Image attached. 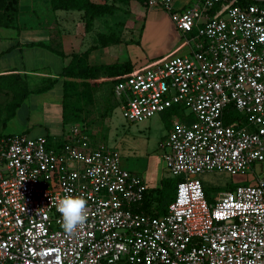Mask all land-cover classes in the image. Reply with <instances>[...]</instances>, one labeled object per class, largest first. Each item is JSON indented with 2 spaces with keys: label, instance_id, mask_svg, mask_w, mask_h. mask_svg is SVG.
<instances>
[{
  "label": "built area",
  "instance_id": "obj_1",
  "mask_svg": "<svg viewBox=\"0 0 264 264\" xmlns=\"http://www.w3.org/2000/svg\"><path fill=\"white\" fill-rule=\"evenodd\" d=\"M173 1L143 4L173 12ZM226 2L192 0L172 13L189 52L113 86L129 122L189 109L192 120L161 145L178 180L166 212L134 210L147 188L142 177L122 166L118 150L93 145L85 122L69 124L59 148L43 135L6 134L0 264H264V177L254 172L264 163V6ZM212 171L252 173L255 181L208 199L201 175ZM65 195L87 200V222L75 234L56 210Z\"/></svg>",
  "mask_w": 264,
  "mask_h": 264
},
{
  "label": "rangeland",
  "instance_id": "obj_2",
  "mask_svg": "<svg viewBox=\"0 0 264 264\" xmlns=\"http://www.w3.org/2000/svg\"><path fill=\"white\" fill-rule=\"evenodd\" d=\"M46 1L21 0L23 13L16 22L14 33L25 27V31L30 34L29 39L49 42L51 40L49 36L58 32L59 34H62L64 30L71 33L72 31L73 33L78 32L75 27L76 22H78V29L81 33L88 32L84 27L83 13L80 14L73 10L52 11ZM108 2L113 4L114 11L111 14L97 17L91 30L89 29L91 33H83L84 35L81 36L82 41L96 47L101 43L98 39L99 32L112 33L118 37V43H109L107 47L96 52L94 58L96 63L130 61L134 70H137L157 62L165 56L188 53L187 51L180 53L172 51L181 40L180 34L176 35L175 33L179 30L175 26L172 13L190 5L192 0H174L173 12L162 8H147L143 3L135 0H109ZM230 3H232L231 0H227L225 5ZM67 13L74 17V24L61 23L59 16ZM30 15L33 17L30 18ZM68 17L70 18V16ZM70 25L71 27H69ZM58 42V40L52 39L51 43L46 44L61 49L62 45H59ZM15 59L19 58L15 57ZM60 60L59 55L49 53L48 49L33 46L26 54L25 67L32 71L27 72L29 88L34 89L48 83L47 73L54 72V67L52 69L51 66H57L56 63ZM80 89L83 90V87ZM85 90L90 96L89 101L83 103L80 119L71 123L87 122L90 131L94 132L91 136L93 145L101 143L118 150L122 166L131 172L140 173L139 175L142 176L147 187H160L161 180L164 178L176 179L167 168L164 150L159 147V142L166 141L170 131L177 126H186L189 123L191 115L188 108L183 105H174L165 111L156 113L149 119L129 122L122 116L113 93V84L103 72L99 73L95 83L87 86ZM4 94L7 95L0 91V133L8 131H12V134L23 133L20 126L26 123L28 112L39 104H34L33 100L36 98H41L44 102L41 111L50 131L57 128L60 132L67 133L69 125L63 127L60 123H56L60 121L61 85H55L54 90L46 95L30 94L27 96L17 109V115L13 122L9 120L5 124L2 119L6 115L5 106L8 101ZM52 98L54 100H50ZM40 109L41 105L39 114ZM55 139L63 141V137H55ZM254 172L256 175L264 177V163H256ZM201 178L204 185L210 189L211 194L224 191L230 186L249 184L255 181V176L252 173L231 175L222 171L207 172L202 174Z\"/></svg>",
  "mask_w": 264,
  "mask_h": 264
},
{
  "label": "trees",
  "instance_id": "obj_3",
  "mask_svg": "<svg viewBox=\"0 0 264 264\" xmlns=\"http://www.w3.org/2000/svg\"><path fill=\"white\" fill-rule=\"evenodd\" d=\"M52 11H80L84 20L85 30H89L95 18L104 14H111L114 11L113 4L109 0H47ZM133 1V0H123ZM143 3V0H135ZM224 1V0H223ZM232 4L241 6L249 4H259L264 6V2L255 0H231ZM219 6V4L217 5ZM217 8V7H216ZM213 10L212 12H214ZM20 13L19 0H0V27H15L17 17ZM98 39L100 45L105 46L109 43H117L118 37L110 34H99ZM27 46H40L54 51L56 54L63 56L64 53L51 48L49 44L44 42H29ZM96 46H91L83 54H72L69 62L63 67L62 71L54 78H48L45 85L30 89L26 74H21L17 70H11L0 74V91L9 94V100L6 103V115L3 119L5 124L12 119L17 108L30 94H41L49 91L53 85L61 80V119L63 125H69L72 121H78L83 108V103L89 101V94L85 89L87 86L95 83L96 77L103 72L112 82L113 86L128 78L134 67L130 61L112 62L108 64L91 65L88 62V54ZM83 87V90L80 89ZM235 116L225 118V122L229 123ZM231 119V120H230ZM192 120L189 119V122ZM85 122V121H79ZM88 124L87 122H85ZM89 127V126H88ZM4 135V134H3ZM3 135H0L3 136ZM47 145L59 148L62 141L52 136L46 135ZM178 180L164 178L161 180L160 187L146 188L144 192V200L141 206L134 210L142 211L152 215H163L166 212L167 205L172 201ZM231 187V186H230ZM205 193L210 199V189L205 186Z\"/></svg>",
  "mask_w": 264,
  "mask_h": 264
},
{
  "label": "crops",
  "instance_id": "obj_4",
  "mask_svg": "<svg viewBox=\"0 0 264 264\" xmlns=\"http://www.w3.org/2000/svg\"><path fill=\"white\" fill-rule=\"evenodd\" d=\"M20 1L21 0H19L20 13H19V15L17 17V20L20 17V15L23 13V7H22ZM78 12L80 14L82 13L80 11H78ZM71 15L72 14H68L67 13V14L59 16V19H60L61 23H67L68 25L70 23L74 24V20H73L74 17H72ZM68 16H70V18ZM32 17H33V15H30V18H32ZM79 17H81V16H79ZM36 18L39 19V17H37V16H36ZM96 19L97 18L94 19L93 23L96 21ZM17 20H16V22H17ZM76 24L78 25V22H76ZM77 25L75 27L77 28L78 32H75V33H73V31H72V33L68 32V31L65 32L66 30H64V32L62 34H59V32H58L56 34H53V35L49 36V38H51V40L49 42L35 41V40H32V39H29L30 38L29 37L30 34H29L28 31H25L26 30L25 27L20 28V30L17 31L16 33H14V29L16 28V25H15L14 28L13 27H11V28L0 27V74H3L5 72L11 71V70H17L21 74L28 75L27 72H32V71H31L30 68L25 67L26 66V54H27V52L30 49L33 48V46H27V43H29V42L51 43V41L53 39V40H58L59 41L58 44L62 45V48L61 49H57L56 47H53V45L50 46V47L54 48V49H57V50H59V51L64 53L63 56L59 55L61 57V60L56 63L57 66H51L52 69L54 67V69H53L54 72L52 71V73L51 72L47 73L49 78H54L56 75H58L62 71L63 67L69 62V60L71 58V55L73 53L81 55L88 48H90V46H91L90 43H85L84 41L81 40V36H83L85 33H91V31L88 30V32H83L84 33L83 34V33H81L79 31V29H78L79 25L78 26ZM92 26H93V24H92ZM92 26H91V28H92ZM69 27H71V25ZM91 28H90V30H91ZM178 32L175 31L176 35L180 34L179 37H180L181 40H180V43H178L172 49V51H174L176 53H180V52H184V51L189 52V49H190L189 48V44L186 42V40H184L185 38H184L183 34L180 33V32L178 33ZM99 33L100 34H102V33L107 34L105 32H99ZM118 42H119V40H118ZM93 45H96V44L93 43ZM108 45L109 44H107L105 46L99 45L95 49L91 50L89 52V54H88V62L91 65L102 64V63H96L94 61V58L96 57V52H98L101 49H104ZM48 51H49V53H52L53 55L54 54L58 55L54 51H52L50 49H48ZM15 57H18L19 59L16 60ZM55 85H59L60 86L61 85V80H58L49 91H47L45 93L38 94V95H46L48 92L53 91ZM4 96H5V99H7V101H8L9 96H7L5 94H4ZM59 98H60L59 99V103H60V111H59V113H60V115H59L60 116V121H58L56 123H58V124L60 123V125H62L64 127V125L62 123V119H61V99H62L61 98V94H60ZM50 100H54V98H52ZM33 102H34V104H38V103L39 104L36 105L34 108H32L28 112V115L26 117L27 118L26 123H23L20 126L21 132H23L24 134H27V135H29L31 137L42 136V135L43 136L49 135V136H52L54 138L55 137L56 138L63 137L64 136V132L63 131L60 132L57 128L54 131H50V129H49L50 127L47 125L48 123L46 122V120L44 118L45 116L42 114V111H41L42 110V106L44 104L43 100H41V98L40 99L36 98V99L33 100ZM40 105H41V109H40V114H39ZM16 115H17V110H16V113H15L14 117L12 119H10V121L13 122V120L16 117ZM4 117H3V119H4ZM11 132L12 131L3 132V133H0V135L12 134ZM16 132H18V131H16ZM163 142L164 141H160L159 142V147L162 148V149H163V147L161 145H162ZM138 174H140V173H138ZM142 180H143V178H142ZM143 182H144V180H143ZM147 188H150V187H147ZM152 188H157V187H152Z\"/></svg>",
  "mask_w": 264,
  "mask_h": 264
},
{
  "label": "clouds",
  "instance_id": "obj_5",
  "mask_svg": "<svg viewBox=\"0 0 264 264\" xmlns=\"http://www.w3.org/2000/svg\"><path fill=\"white\" fill-rule=\"evenodd\" d=\"M61 217V226L68 234H75L77 228L87 222V200L80 196L65 195L56 205Z\"/></svg>",
  "mask_w": 264,
  "mask_h": 264
},
{
  "label": "water",
  "instance_id": "obj_6",
  "mask_svg": "<svg viewBox=\"0 0 264 264\" xmlns=\"http://www.w3.org/2000/svg\"><path fill=\"white\" fill-rule=\"evenodd\" d=\"M255 1H262V2H264V0H255Z\"/></svg>",
  "mask_w": 264,
  "mask_h": 264
}]
</instances>
